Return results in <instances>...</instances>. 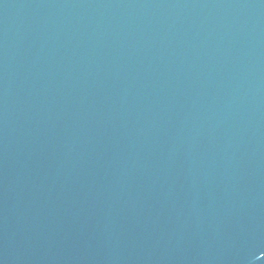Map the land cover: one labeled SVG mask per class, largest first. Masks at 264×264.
Instances as JSON below:
<instances>
[{"label": "water", "instance_id": "obj_1", "mask_svg": "<svg viewBox=\"0 0 264 264\" xmlns=\"http://www.w3.org/2000/svg\"><path fill=\"white\" fill-rule=\"evenodd\" d=\"M0 195L159 264H264V0H0Z\"/></svg>", "mask_w": 264, "mask_h": 264}]
</instances>
